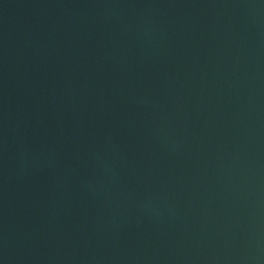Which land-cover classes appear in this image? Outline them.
<instances>
[{"label":"water","instance_id":"obj_1","mask_svg":"<svg viewBox=\"0 0 264 264\" xmlns=\"http://www.w3.org/2000/svg\"><path fill=\"white\" fill-rule=\"evenodd\" d=\"M0 264H264V0H0Z\"/></svg>","mask_w":264,"mask_h":264}]
</instances>
